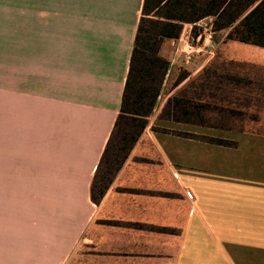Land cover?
<instances>
[{"label": "crops", "instance_id": "crops-1", "mask_svg": "<svg viewBox=\"0 0 264 264\" xmlns=\"http://www.w3.org/2000/svg\"><path fill=\"white\" fill-rule=\"evenodd\" d=\"M144 3L26 0L24 39L10 45L8 84L0 82V264H221L226 223L235 251L264 256V135L159 118L213 61L264 86V62L229 54L233 43L264 47L227 38L258 2L231 26L218 27L228 21L220 14L185 22L212 20L224 57L186 63L176 39L163 42L170 67L149 124L105 194L92 198ZM16 10V0H0V64L2 16ZM181 68L190 75L174 88ZM261 109L258 123L247 116L219 127H264Z\"/></svg>", "mask_w": 264, "mask_h": 264}, {"label": "trees", "instance_id": "trees-1", "mask_svg": "<svg viewBox=\"0 0 264 264\" xmlns=\"http://www.w3.org/2000/svg\"><path fill=\"white\" fill-rule=\"evenodd\" d=\"M256 2L258 4L233 26L227 38L264 47V0H145L121 110L94 178V201L105 194L149 124L170 67L169 61L160 55L163 42L178 39L185 22H197L207 14L226 16L228 21L218 27L231 26ZM233 70L231 66L213 61L202 74L188 81L167 100L159 118L264 135V130H260L264 127H219L231 123V118L243 121L247 116L258 123L264 105V97L259 96L264 87L261 82L239 78L231 73ZM189 75L182 71L173 87L179 86ZM252 106L255 110L250 113ZM203 140L223 146L237 145L221 139L204 137Z\"/></svg>", "mask_w": 264, "mask_h": 264}, {"label": "rangeland", "instance_id": "rangeland-1", "mask_svg": "<svg viewBox=\"0 0 264 264\" xmlns=\"http://www.w3.org/2000/svg\"><path fill=\"white\" fill-rule=\"evenodd\" d=\"M12 2V1H11ZM26 0H16V14H12L10 16L5 15L2 16V25H1V64H0V78L1 85L8 84V74L10 72L9 65V49L10 45L15 41H20L24 39V24H25V16H24V8H25ZM39 3V1H38ZM189 28V25H185L184 28ZM183 28V30H184ZM193 34L197 37L199 34H202V38H204V34H212V39L216 40L214 47L209 46L205 51L196 56V58L200 59H208L210 56L224 57L225 56V47L223 46V38L224 32L214 33L212 27V20L206 19L201 22L197 26H194ZM183 32V31H182ZM203 40V39H202ZM201 40V41H202ZM201 43V42H200ZM14 44V43H13ZM235 47V48H232ZM230 56H238L239 58H253L257 57L259 60L264 62V48L252 47L241 43H233L231 48L229 49ZM212 52V53H210ZM182 71H185L184 68H181L177 72L176 75H179ZM247 130H255V129H247ZM264 130V129H260ZM226 228L224 231L225 238L223 239L224 244V254L221 256V264H264V256L254 261L252 253L243 252V254L235 251L233 249V242H238L239 240L235 239L232 236L231 223H226ZM247 242V240H245ZM240 242L244 243V240H240ZM264 252V251H263ZM223 260V262H222Z\"/></svg>", "mask_w": 264, "mask_h": 264}, {"label": "built area", "instance_id": "built-area-1", "mask_svg": "<svg viewBox=\"0 0 264 264\" xmlns=\"http://www.w3.org/2000/svg\"><path fill=\"white\" fill-rule=\"evenodd\" d=\"M198 24L189 25V28L185 27L179 38L174 42L175 53L182 55L186 63H189L195 56L205 51L212 41L211 33L204 34V38H202V34H199L197 37L195 33L193 34L194 26Z\"/></svg>", "mask_w": 264, "mask_h": 264}]
</instances>
